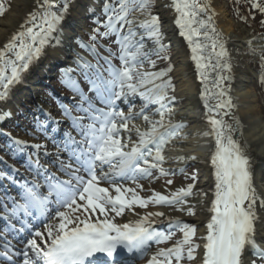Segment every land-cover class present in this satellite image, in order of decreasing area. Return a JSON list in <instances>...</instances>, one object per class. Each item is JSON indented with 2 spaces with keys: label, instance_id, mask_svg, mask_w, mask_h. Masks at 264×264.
Segmentation results:
<instances>
[{
  "label": "snow or ice",
  "instance_id": "snow-or-ice-1",
  "mask_svg": "<svg viewBox=\"0 0 264 264\" xmlns=\"http://www.w3.org/2000/svg\"><path fill=\"white\" fill-rule=\"evenodd\" d=\"M246 3L247 14L240 16L245 23L249 18L256 19L251 15L253 10L264 17V0H246ZM154 7L153 0H109L107 3L102 0L103 18L95 22L96 26L89 33L92 43L78 41L80 47L88 48L96 55H99L97 46L101 40L105 43L112 41L119 51L108 48V56H116L123 67L111 69V61L105 57L111 78L100 83L89 81L94 93L102 97L107 111L103 107L93 108L91 100L83 96L81 99L88 103V108L76 105L83 113L82 117H73L67 108L63 110L64 116L72 117L70 127L79 129L83 137L77 140L71 131L66 132L68 142L59 151L71 155L65 160L57 154L52 161L57 171L67 179L46 174L43 176L47 182L44 190L34 180L23 186V196L20 197L23 202L14 200L15 207L10 211V206L4 207L0 219L9 224L17 213L32 216L33 209H39L44 217L39 227L29 229L27 238L22 237L18 241L23 245L21 248L10 242L9 229L0 232V258L6 264H120L121 249L143 254L150 247V242L166 245L173 241L177 232L181 238L173 241L171 246L159 248L147 264H264V244L258 242V237L264 238V192L258 191L254 184L252 162L241 143L231 135L232 125L216 118L221 113L227 116V110L234 106L229 94L232 90V67L228 62L226 41L214 26L213 17L208 15V7L198 0H171L167 7L175 10L174 24L179 36L187 40L191 59L201 70V82L205 85L201 98L205 102L210 126L204 135L215 137V150L210 155L215 188L208 208L207 234L202 238V244L196 243L197 228L179 219L170 221L172 227L167 231L153 228L154 218L164 217V212L149 211L135 223L115 222L126 209L133 210L136 206L146 209L149 204L176 207L190 216L196 215L193 207H184L188 203L187 197L192 195L193 183L177 189L171 196L153 192L142 197L137 191L143 188L137 181L152 177L154 172L165 177L175 175V171H167L163 166L166 162L165 147L185 127L172 123V111L166 103L174 99L168 95L173 88L171 80L167 79L171 68L144 70L145 64L155 69L156 61L152 57L163 59L161 54L166 50L162 21L153 13ZM137 10L141 13L138 20L132 18ZM5 11V3L0 0V16ZM69 13V0L61 3L37 0V11L26 18L23 30L0 51V61L3 62L0 65V88L4 89L0 91V102L6 100L9 86L19 82L21 73L40 57L46 45L54 42L55 34L63 27ZM92 15L96 12L93 11ZM259 23L264 26V18ZM70 39L75 40L76 37ZM260 59L264 67V53ZM84 66L90 65L85 61ZM9 67L10 75L7 74ZM209 69L212 72L220 70L213 79L211 91L207 85ZM225 70L228 75L222 74ZM137 78L139 86L133 82ZM261 83H264V74ZM145 85L152 87L140 91V87ZM69 86L77 91L73 85ZM136 93L148 104L159 105L158 120L143 115V120L149 125L144 131L138 127L130 128L135 117L125 115L116 106V101L122 103L123 98ZM210 100L215 103H210ZM143 112L142 108L141 114ZM85 119L91 122L85 123ZM133 131L138 140L129 147L122 142L121 133L128 132L131 142ZM14 143L21 146V150L26 146L22 140ZM31 147L38 152L43 149L44 155H51L46 145L37 143ZM179 171L184 173L185 169ZM0 177H6V174L0 172ZM6 178L16 183L11 176ZM37 179H40L39 171ZM189 179L195 181L196 176ZM121 180H131L136 186L127 187L120 183ZM172 183L171 179L167 180V184ZM203 195L207 197L208 194ZM50 205H55L52 212H49ZM11 231L24 233L25 227L16 229L11 224ZM201 249L197 260V250Z\"/></svg>",
  "mask_w": 264,
  "mask_h": 264
},
{
  "label": "bare ground",
  "instance_id": "bare-ground-1",
  "mask_svg": "<svg viewBox=\"0 0 264 264\" xmlns=\"http://www.w3.org/2000/svg\"><path fill=\"white\" fill-rule=\"evenodd\" d=\"M54 2L61 3L62 0H54ZM104 2V1H103ZM171 0H158L156 4V15H159L162 21L161 30L164 34L163 43L169 44L174 49L175 53L172 55L171 72L167 78H170L174 82V92L170 95L171 89L168 91L169 97H174L173 100L167 101L168 107L172 111L171 120L174 124H183L185 127L179 130V135L174 137L165 147L166 162L164 168L167 171H179L181 168H192L198 171V185H194L192 195L187 197L188 203L185 208L191 206L194 208L196 215L190 216L186 211H178L176 207L167 205H153L149 204L146 209H141L136 206L133 210L126 209L125 213L121 217H116L117 223H135L141 219L149 211L164 212V217L154 218L156 222L152 225L153 228L169 230L172 227L170 221L177 219L190 223L197 228V239L200 244L203 243V237L206 236V223L209 219L210 213L208 208L210 207V201L213 198L215 188L214 170L210 163V155L215 150V137L206 136L205 132L209 131L210 126L208 124V112L204 107V100L201 98V94L205 90V85L201 82V70L197 69L196 62L191 59V47L188 45L187 40L179 36V30L174 24V17L176 15L174 9L167 7V4ZM202 5L208 7V15L213 17L214 26L221 34L222 38L226 41V49L228 52V62L231 64L232 71L231 76V92L229 93L234 106L228 109V115H217V119H223L227 124L232 125L231 135L234 139L238 140L247 155L252 162V168L254 172V184L257 190L264 192V111L261 105V99L259 91L255 85V81L259 79L256 72L245 64V57L243 52L246 49H256V54L260 55L264 52L263 40L259 39L255 34H251V30L244 29L240 24L233 21L227 10L226 3L220 2V0H198ZM102 0H69L70 13L66 20L63 22V27L59 28L55 34V40L50 45H46L45 50L42 51L39 58L34 60L29 66V69L21 73V79L19 82L9 86L8 96L5 101L0 102V140L4 142L7 149L0 145V159L1 166H8V157L13 150L12 146L17 147V144H13L6 139L8 137L5 134V127L14 118L18 121L17 111L30 105L31 99L34 100L41 108V114L37 117L45 116L49 117L51 114L49 108L43 105L41 99L44 100L42 91L45 86L53 79L52 73L57 67L64 65H71V60L79 54L76 50L75 40H71L70 37L78 34L84 35L87 33L86 18L92 15L93 11L98 12L101 7ZM37 11V0H15L11 3L10 12L5 20H0V51H3L4 46L11 41V38L23 30L26 23V18L32 13ZM140 16H134L133 19H140ZM80 35V36H81ZM58 42V43H57ZM151 48V43L148 44ZM219 51V49H217ZM13 55V54H10ZM76 60H73L75 62ZM215 60L213 59V63ZM0 61V65H2ZM86 70V67H83ZM145 64L144 70L148 71ZM220 70L215 72L208 70L207 85L209 90H213V79L217 77ZM7 74H11L10 67L7 70ZM222 74L228 75L225 70ZM134 83L139 86V78ZM152 85H145L140 87V91H146L147 88ZM4 89L0 88V91ZM95 96H100L95 93ZM145 101L143 98L136 94H129L123 98V102H116V106L119 110L125 112V115L132 114L135 118L131 121L129 127H138L141 131L147 130L149 125L143 120V115H148L151 119L158 120L157 108L151 110L150 113H140L137 105L139 102ZM28 103V104H27ZM75 103V102H74ZM72 103V105H74ZM137 103V105H133ZM210 103L214 104V100H210ZM152 105V104H151ZM38 107V108H39ZM51 109V108H50ZM23 110V109H22ZM11 113V115H8ZM24 113V112H23ZM33 114V112H32ZM36 116L37 114L34 113ZM213 115H216L213 113ZM44 117V118H45ZM50 118V117H49ZM40 119H35L37 122ZM57 122H53L48 125L49 121L40 123V127H43V135L38 133V141L33 139H27L25 136L11 137L26 142V145H30V152L35 153L42 159V165L45 163L51 164L56 159V155L59 154L61 159H64V155L67 154L63 151H59L63 148V145L68 141L66 138V130L63 131L62 120L55 117ZM18 127H20L21 121H18ZM58 123V124H57ZM60 129L59 133L55 131V128ZM79 134V133H78ZM80 136V134H79ZM129 133L122 132V142L132 146L138 140V137L133 131L131 133L132 140H128ZM6 137V138H5ZM76 138L78 136H75ZM81 137V136H80ZM79 140L83 139L81 137ZM46 145L48 153L51 155H44L43 149L39 152L31 147L34 144ZM59 145V146H56ZM20 147V146H19ZM35 155V156H36ZM191 157H195L192 159ZM32 166L27 171L31 170V174H27L28 183L29 180L36 181L37 183L44 182L43 172L38 169V165L32 162ZM46 168L51 169L49 165H45ZM2 168V167H1ZM0 168V169H1ZM107 170V166L105 167ZM37 171L40 173V179H37ZM1 172V170H0ZM190 172V171H189ZM7 173V172H6ZM158 173V172H157ZM192 173V172H191ZM47 174V173H46ZM45 174V175H46ZM58 175V173H55ZM34 175V176H33ZM7 176H11L7 173ZM6 177H1L4 181V186H0V192L4 194V191H9L11 182ZM12 177V176H11ZM29 177V178H28ZM67 179V177H62ZM148 179V178H144ZM140 180V179H139ZM166 182L165 179L162 180ZM54 183V182H53ZM121 184H125L127 187H135L136 185L131 180H121ZM39 184V183H38ZM143 185L142 189H137L142 197H147L153 192H161L164 195H172L177 189L187 185L179 184L171 190H166L163 187H157L154 185ZM106 186V185H105ZM168 189V188H167ZM44 190V188L42 189ZM207 193V197L203 195ZM131 195V194H129ZM5 196V194H4ZM7 198V196H5ZM7 206L12 207V204L7 202ZM51 207V205H50ZM49 207V209H50ZM179 238L181 234L179 233ZM258 242L264 244V238L258 237ZM21 245L19 248H21ZM171 246V245H170ZM150 247H152L150 245ZM149 247V248H150ZM159 248H151L149 253L154 255ZM202 249L198 250L197 260L200 259ZM136 254V253H135ZM142 255L140 252L137 253ZM17 259L18 258H14ZM149 258L145 255L138 263L135 264H147ZM0 264H6V262H0Z\"/></svg>",
  "mask_w": 264,
  "mask_h": 264
},
{
  "label": "rangeland",
  "instance_id": "rangeland-1",
  "mask_svg": "<svg viewBox=\"0 0 264 264\" xmlns=\"http://www.w3.org/2000/svg\"><path fill=\"white\" fill-rule=\"evenodd\" d=\"M14 1L15 0H2V2L5 3L6 11L4 15L0 16V20H5L8 17L9 12H10L11 3ZM103 1L104 3L109 2V0H103ZM157 1L158 0H153V3L156 5ZM220 2L226 3L228 14L233 21L240 24L241 27H245L244 29L251 30L252 31L251 34L253 33V35L255 34V36H257L259 39H262L263 40L262 43L264 44V26H261V24L259 23V20L264 17H260L253 10L251 15H255L256 19L253 20L249 18L247 23H245L244 20L240 18V16L242 14H247L246 0H220ZM153 13L156 14V7L153 8ZM136 15L141 17V13L139 12V10H137L133 14L132 18ZM102 18H103V13L100 7L96 15H89L86 18L85 22L87 25V29H86L87 33H85L84 35L78 34L76 39H80L78 41H82L84 43H92L90 40L89 33L96 26L95 22L97 21V19L102 20ZM165 45H166V50L161 54L164 58L158 59L157 57L153 56L152 59L156 61V68L152 69L150 65L146 64V66L150 68L148 71H159V70H165L167 68H172L171 66L172 58H173L172 55L175 53V51L171 45L169 44H165ZM108 48H112L114 52L119 51L118 46L115 45L112 41H108L107 43H105L103 40H101L100 44L97 46V52L99 55L93 54L91 50L88 48L80 47L81 57L76 56L77 57L76 59L77 60L80 59V61H77V63L75 64L76 66L74 68L68 65H64V66L57 67L56 69H54L52 73L53 79L45 86V88L41 92L44 97V100L41 99L42 102L44 101L43 105L44 106L46 105L49 108L52 115H58V118L65 119V116L62 113H63L64 108H67V109H70L73 114H76V116L78 117L82 116L80 114V108L77 106H73L72 103L76 102L77 104L79 103L83 105L81 97L82 96L84 97V95L91 97L90 92H89L90 85L88 86V79L85 76L84 72H82V70L79 68L80 65L84 66L85 61H87L90 65L89 67H87L88 70L92 68H96L98 70L103 71L102 68L104 66L105 67L107 66L108 70L106 69V72L103 71L106 74L110 71V66L105 61L104 59L105 57H107L108 60L111 61V69H121L123 67V63L116 56H111V57L108 56V52H107ZM243 55L245 57L246 66L247 67L250 66V68L254 70L257 76L259 77V79L255 81V85L259 91L261 105L264 111V83H261V77H262V74H264V67H262V62L260 59L262 54L257 55L256 49H246L243 52ZM73 60H71L72 61L71 64L74 63ZM100 65L102 66V68ZM93 73H95L93 75H98L96 74L95 71H93ZM59 76H62V78L66 82L65 84L61 83ZM76 79L83 80L81 81L83 85V90L81 91L79 89L80 91L78 90L77 93H70L71 92L70 90H73V87H70L69 85L70 84L72 85L71 81L73 80L75 81ZM167 79H170V78H167ZM171 82H172V85H174V82L173 81ZM172 92H174V86L170 91L171 96L173 95ZM34 102L35 101L31 99L30 105L26 106L25 108H22L23 110L21 109L17 111V115H19L17 119H19L18 121H21L20 127H18V123H17L18 121H15L16 118H14L5 127L6 134L10 133L13 136H18V134H21V136L24 135L25 138L29 140L30 139H33L34 141L39 140L37 136H39L38 131L40 130V128L37 130L36 123L34 122V120L39 118L37 116L40 113V107L37 104H34ZM133 105H137V103ZM137 106L139 107L137 109L140 110V113H141L142 108L144 109V112H148V113H150L151 110H153L154 108H157V105L155 104L151 105L144 101L139 102ZM34 113H36L37 115L35 116ZM0 144H3L1 140H0ZM197 172L198 171H196L195 169L186 168L184 173H181L180 171H176L175 175H170L167 177L160 176L159 173L154 172L152 177L148 178L147 180L140 179L137 181V183L144 184V185H154L157 187H163L166 190H171L172 188L176 187L179 184L188 185L190 183H193L194 185H198L199 181L197 179L198 178ZM192 175L196 176L195 181H192L191 179H189V177H191ZM162 179H171L173 183L169 185L167 184V181L163 182ZM168 196H171V195H168ZM179 236H180L179 232H177V235L176 237L173 238V241L178 239ZM194 239L196 243H199L197 236ZM173 241L168 242V244L166 245L161 244L158 247L160 248L165 247L173 243ZM197 254H198V250H197Z\"/></svg>",
  "mask_w": 264,
  "mask_h": 264
}]
</instances>
